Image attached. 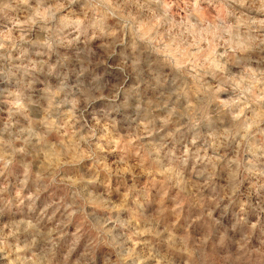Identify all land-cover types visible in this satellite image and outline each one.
I'll return each mask as SVG.
<instances>
[{
  "label": "clouds",
  "instance_id": "9594fccd",
  "mask_svg": "<svg viewBox=\"0 0 264 264\" xmlns=\"http://www.w3.org/2000/svg\"><path fill=\"white\" fill-rule=\"evenodd\" d=\"M0 264H264V0H0Z\"/></svg>",
  "mask_w": 264,
  "mask_h": 264
}]
</instances>
